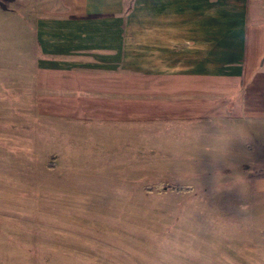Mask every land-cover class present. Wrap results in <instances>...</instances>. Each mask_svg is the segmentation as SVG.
I'll return each mask as SVG.
<instances>
[{
  "label": "rangeland",
  "instance_id": "1",
  "mask_svg": "<svg viewBox=\"0 0 264 264\" xmlns=\"http://www.w3.org/2000/svg\"><path fill=\"white\" fill-rule=\"evenodd\" d=\"M60 3L0 0V264H264V139L41 114L25 45Z\"/></svg>",
  "mask_w": 264,
  "mask_h": 264
},
{
  "label": "crops",
  "instance_id": "2",
  "mask_svg": "<svg viewBox=\"0 0 264 264\" xmlns=\"http://www.w3.org/2000/svg\"><path fill=\"white\" fill-rule=\"evenodd\" d=\"M60 1L61 11L40 14L37 45H25L42 115L264 139V4ZM256 187L264 200V177Z\"/></svg>",
  "mask_w": 264,
  "mask_h": 264
}]
</instances>
